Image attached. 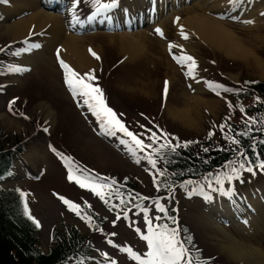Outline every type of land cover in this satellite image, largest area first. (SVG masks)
<instances>
[{
	"label": "rangeland",
	"instance_id": "rangeland-1",
	"mask_svg": "<svg viewBox=\"0 0 264 264\" xmlns=\"http://www.w3.org/2000/svg\"><path fill=\"white\" fill-rule=\"evenodd\" d=\"M109 1L113 2L0 0V150L15 149L16 145L24 150L15 156L11 175L1 180L0 186L21 190L28 215L38 225L36 244L43 253L53 247L55 229L73 227L91 244L90 254L81 264H147L150 246L144 237L163 231L164 226L172 229L170 216L181 240V227H188L201 256L196 258L193 250L186 248L181 264H189V260L191 264H244L226 248L232 238L249 252L250 263L264 264V204L259 203L264 202L263 173L255 171L254 177L242 174L240 179L232 169L221 186L160 193L155 188L161 170L156 147L175 146L181 138L234 144L225 128L229 122L254 126V120L233 104L236 87L243 86V79L264 80V71L257 65L259 61L264 66V0H240L235 7L230 6L231 0H175L174 7L170 6L173 1L167 0L168 8L152 22L146 21L147 16L145 24L139 25L138 20L129 28L123 22L130 20L129 16L137 17L138 6L115 7L116 0L109 10H101V6L91 10L93 5L111 4ZM9 5L13 6L11 14L5 11ZM40 9L52 13L54 20L42 28L35 23L23 39H16L8 28L34 19ZM200 17L225 25L250 51L249 59L229 57L212 46L191 22ZM60 26L63 37L54 49L42 56L34 54L32 60L28 55L35 52L36 42ZM131 32L134 36L128 35ZM71 35L78 38L81 53L88 49L99 56L93 55L97 65L92 70H78L68 59L67 64L81 76H95L91 83L102 90L107 106L143 145L127 132L102 122L85 103L86 97L74 93L67 83L57 53ZM132 36L143 48L137 58L126 60L131 56ZM66 57L71 59L69 53ZM39 102L51 109L50 121L36 108ZM251 103L252 99H246L243 105L250 107ZM187 106L193 117L198 116L197 127L185 126L169 114L170 109ZM28 155L32 162L24 159ZM80 181L88 186L82 187ZM99 185L103 188L94 191ZM65 200L79 209L73 210ZM234 200L237 208L231 205ZM253 202L258 205L254 207ZM226 206L232 209L233 218L217 220L215 211H226ZM243 207L256 225L254 231L235 220L234 212L247 217ZM87 221L94 225L92 229Z\"/></svg>",
	"mask_w": 264,
	"mask_h": 264
},
{
	"label": "trees",
	"instance_id": "trees-1",
	"mask_svg": "<svg viewBox=\"0 0 264 264\" xmlns=\"http://www.w3.org/2000/svg\"><path fill=\"white\" fill-rule=\"evenodd\" d=\"M242 81L243 86L236 87L233 105L252 118L254 126L229 122L225 128L229 129L234 144L208 138H181L176 140L175 146L156 147L155 156L161 167L155 187L157 193L174 188L190 190L219 185L229 180L232 169L240 179L242 174L254 177L255 171L264 174L261 166L264 165V80ZM246 99H252L250 107L243 105ZM23 152L18 145L15 149L0 150V181L11 175L15 156ZM124 181L132 187L136 185ZM92 217L99 218L96 214ZM168 219L173 228V218L168 216ZM87 226L92 229L94 225L87 221ZM37 231L38 225L28 215L21 190L0 186V264H81L90 254L87 236L73 227L63 231L55 229L51 235L53 247L47 253L37 247ZM181 237L184 247L193 250L196 258L201 257L200 252L195 251L193 237L186 225L181 227Z\"/></svg>",
	"mask_w": 264,
	"mask_h": 264
},
{
	"label": "bare ground",
	"instance_id": "bare-ground-1",
	"mask_svg": "<svg viewBox=\"0 0 264 264\" xmlns=\"http://www.w3.org/2000/svg\"><path fill=\"white\" fill-rule=\"evenodd\" d=\"M118 1L119 2L118 3L116 2L117 4L115 5V7L118 6V5L121 6V7H124L126 5L127 6L130 5L129 9H131V8H133V6H138V8H137V10H138L137 17L135 18L133 16L134 17L133 18V17L129 16L128 19H130V18L131 19L130 20L126 19L127 21H125V24H126V22L132 23L133 21H138L141 18L143 19L145 16L144 15H140V14L142 13V11H143V13L148 12V9H149V11L150 10L152 11V12H148V14H150V15L153 14V18H154L155 14H157V16H158L160 12H164L165 8H168L169 3H170L167 0H162V1L161 0H158V1L157 0H129L128 2H127V0H118ZM172 1H173V3L170 6L174 7L175 6V2L177 0L176 1L172 0ZM239 1L240 0H231V2H229V4H230V6L235 7V6H237L239 4ZM91 2L93 3V0H90V3ZM108 3H112V1H109ZM182 3H185V1H182ZM33 4H34V2L31 5H33ZM143 5H144V8L142 9ZM75 6L77 7V5H75ZM95 6H101V4L93 5L91 10H93V8ZM155 6H156V8H155ZM121 7H119V8H121ZM5 9H7L5 11L10 12V14H11L13 6H10V7L5 8ZM105 9L109 10V8L101 7V10H105ZM227 9L231 10V8H229V7H227ZM41 10L42 9H40L39 12H37L35 14L36 17L34 19H32V18L24 19L23 21L17 22L15 24L11 25V27L8 28V29H10L9 31L12 30V32H15L14 36L16 37V39H18V40L23 39L28 34V32H29V30L31 28V25L36 23L39 26V28H42L43 25L46 22L54 20V18H53L54 16H53L52 13L47 12V11H41ZM114 10L116 11L117 8H114ZM125 10L128 12L127 8ZM48 16H51V17H48ZM117 16L119 18H121L119 16V14H117ZM55 18L57 19V21L59 20V18H57V17H55ZM146 21L148 23L151 22L152 21L151 17L149 16ZM191 22H193V24L194 23L197 24L195 27H196L198 33L201 31L203 36H205L209 40V42H210V44L212 46L214 45L215 47L221 48L222 50H224V53H226L227 56L232 57V58H236V59L237 58L249 59V57L251 56L250 51L246 50L243 46H241V44L238 42V40L233 37V34L225 27V25H223L221 23H218L215 20L211 21L209 19L202 18V17L195 18V19H193V21L191 20ZM156 27H154V28H156ZM43 30L44 29H42V31ZM158 30H159L158 32H162V30L160 28H158ZM50 33H51V35H47L49 38L47 36L46 37L44 36L45 39H43L44 37H42L41 41H39V42L37 41L36 42V44L34 46L35 47V52L34 53L32 52V54L28 55V56H31L33 58L32 60H34V56L35 55L36 56H42V54L44 55L45 53H48V49L49 50L54 49V46L58 43L59 39L63 37L62 35L64 33V30L60 26V29H52V31ZM129 34L134 36V33H132V32L128 33V35ZM133 36L130 37V39H133V41L131 42V45H130V49L129 50L127 49L129 51L128 54H131V56H130V58H128V56H126L127 60H131L133 58H137L141 54V51H142L141 48H143L142 47L143 43L141 44L140 41L137 40V39H134L135 37H133ZM51 39H52V41H51ZM44 40L46 42H44ZM77 40H78V38H76V36H74V35H71V37L68 36V39L65 40V43H66L65 47H63L62 50L61 51L59 50V52L57 53L59 59L63 60L66 64H67L66 60L68 59V61L71 64L77 66L76 69H78V70L79 69H88V70L94 69V67L97 65L96 64V61H97L96 58L99 56V52H97V54L95 55L96 58L93 57V55H91V53L88 52V49H87V52L81 53L80 50H79V46H78V41ZM132 46H134V47L132 48ZM123 47L127 48L126 46H123ZM67 53L70 54L71 59L66 57ZM257 65H258L259 69H262L264 71V66L262 65V63L257 61ZM71 68L74 69L73 67H71ZM46 105H47L46 103H40L39 102V104H38V106L36 108L42 110V112L45 115V118L48 121H50L49 119L51 117L52 111H51V109L49 110ZM192 113H193V110L191 112L189 107L188 108H184V109H180V110H177V109H170L169 110V114L171 115V117L174 120H177V121L181 120L182 123L185 126H188V127H191V128L197 127L199 125V122H198L199 119H198L197 114L193 117ZM31 149H34V147H32ZM35 150H37V149H35ZM31 153L32 154H36L37 152L33 151ZM31 153H29V155H31ZM29 155L27 156V159H26V157H24V159L26 161H28V162L29 161L32 162L31 159L33 157H30ZM234 201H235V203L234 202L231 203V205L233 207L236 206V204L238 203L237 200H234ZM259 203L264 204V202H262V201L261 202L259 201ZM251 204H253L254 207L256 205H258L257 202H255V203L253 202ZM234 208H237V206L234 207ZM249 209H251L252 211L255 212L253 207H249ZM243 210L247 211L244 207H243ZM243 210L241 209L240 212L243 211ZM261 210H262V212L264 211V206L261 208ZM233 211H235V210H233ZM215 212L216 213L214 214V216L219 221H220V219H224L226 217H228L229 219L233 218L232 217L233 216L232 215V209L231 210H230V208L228 209L227 206H226V211L220 209V210H216ZM219 213H220V215H219ZM234 214H236L235 216H237V218L235 220H237V223H239L241 226L245 225L246 228H248L249 231H254L256 229L255 228L256 225L255 226L253 225L254 221H252V219H250V217L248 216V211L245 212V215L247 216V217L244 216L245 220H244V218H242V216L240 214L238 215V213H235V212H234ZM247 221H249V222H247ZM235 242H238V241H236L234 238H232V242L229 243L228 246H226V248L230 252V255L233 256L234 258H237L238 260L244 262V264H252L249 261L250 258H248V256L250 255L249 252L245 251V249H244L245 247L244 246H243L244 248L242 246L240 247L241 244L240 245L238 243L235 244ZM257 250H256V252H257ZM252 255L254 257L256 256V258L258 257V255L256 253H254ZM257 264H262V263L260 262V263H257Z\"/></svg>",
	"mask_w": 264,
	"mask_h": 264
},
{
	"label": "snow or ice",
	"instance_id": "snow-or-ice-1",
	"mask_svg": "<svg viewBox=\"0 0 264 264\" xmlns=\"http://www.w3.org/2000/svg\"><path fill=\"white\" fill-rule=\"evenodd\" d=\"M75 2L79 4L80 0H75ZM96 2L99 3V0H96ZM115 3L116 0H113L111 4H103L101 7L110 8L113 7ZM93 55H95V53H93ZM183 59L191 61L193 58L183 57ZM61 64L66 70V78L69 86L73 89L74 93L82 94L86 97L85 103L89 104V107L101 118L102 122H105L111 127L119 128L120 131L127 132L126 127L117 118L116 113L107 106L103 98L102 90L91 83V81L95 79V76L92 73H85L81 76L63 60H61ZM127 134L132 136L138 145H143V142L137 139L133 133L127 132ZM261 166L264 167V165ZM80 182L82 187L88 186L83 181ZM97 188H103V185L94 186L93 190L96 191ZM97 194L103 195V192L97 191ZM65 203L69 204L73 210H78L80 207L71 201L65 200ZM150 231L152 230L150 229ZM144 239L148 241L150 246V251L148 253L150 259L147 261V264H181L185 259L187 249L183 246V241L179 238L178 230L175 228L168 229L167 226H164L163 231H152V235L145 236ZM189 264H191L190 260Z\"/></svg>",
	"mask_w": 264,
	"mask_h": 264
},
{
	"label": "crops",
	"instance_id": "crops-1",
	"mask_svg": "<svg viewBox=\"0 0 264 264\" xmlns=\"http://www.w3.org/2000/svg\"><path fill=\"white\" fill-rule=\"evenodd\" d=\"M127 60V59H126Z\"/></svg>",
	"mask_w": 264,
	"mask_h": 264
}]
</instances>
